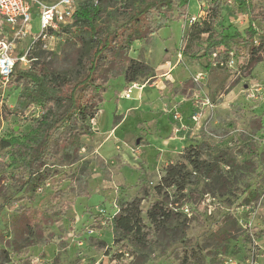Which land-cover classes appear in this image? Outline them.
I'll return each instance as SVG.
<instances>
[{
	"label": "rangeland",
	"instance_id": "374dc122",
	"mask_svg": "<svg viewBox=\"0 0 264 264\" xmlns=\"http://www.w3.org/2000/svg\"><path fill=\"white\" fill-rule=\"evenodd\" d=\"M245 4L232 1L224 4L216 29L243 33L252 19L247 5L264 6V0H245ZM206 9L205 3L192 0L182 18L171 21L150 41L137 42L131 51V56L147 62L153 73L169 52L173 64L179 65L178 71L190 67L191 82L186 91L176 88L184 95L183 102L165 110L167 102L164 105V97L158 90H144L138 96L140 90L134 89L128 98L129 84L122 86V80L115 78L101 108L102 134L82 137L85 146L77 154H66L62 149L66 145L55 150L52 142L37 176L38 172L33 175L27 169L29 158L20 150L22 139L17 133L19 129L29 130L33 114L22 115L17 110L20 87L16 83L11 82L4 95L0 90V102H4L0 116V251L9 252L8 264H129L131 258L127 255L121 262L115 259L117 247L112 238L111 216L119 199L135 196L142 186L158 183L166 166L160 169L161 174L155 171L169 158L162 152L169 150L163 143L171 136L170 119L177 127L172 134H178L186 142L181 149V142L169 141L171 150L175 147L181 150L171 159L173 163L183 162L184 150L197 142L228 148L237 162L236 170L232 169L237 172L234 183L225 196L210 192L204 180L194 187L197 190L189 201L195 206L196 215L188 223L186 244L201 247L204 254L216 255L219 264H264V147L256 140H264V99L256 92L258 84L264 88V58L253 69L245 70L241 67L245 59L241 44L234 48L232 63L222 69L212 64L213 57L195 63L185 57L182 46L190 28L189 20L193 16H201L203 20ZM177 12L174 10L173 16ZM259 24V21L253 23L257 28ZM32 26L31 35H38L41 32L38 16L33 17ZM31 39L30 36V44ZM48 44L34 47L39 63L53 70L75 65L77 44L64 38ZM20 53L18 48L16 54ZM150 78H142L137 84L148 87ZM115 90H118L117 100L137 97L143 102L123 124L119 123L121 117L114 116L115 100L111 98ZM186 102L193 104L192 112L184 107ZM196 114L197 122L193 119ZM114 125L117 127L109 137L103 133ZM7 142L11 147L4 148ZM226 169L229 171L231 167ZM124 193L128 194L123 196ZM206 195L218 200L212 217L207 215ZM150 200L143 202V209ZM24 211L29 221L37 225L35 235L27 234L26 221L20 224L18 220ZM226 220L232 230L220 240L215 233ZM37 232L46 245L30 246L38 242ZM174 251L175 247L158 249L147 264H174L177 262ZM0 264H3L1 258Z\"/></svg>",
	"mask_w": 264,
	"mask_h": 264
},
{
	"label": "trees",
	"instance_id": "16d2710c",
	"mask_svg": "<svg viewBox=\"0 0 264 264\" xmlns=\"http://www.w3.org/2000/svg\"><path fill=\"white\" fill-rule=\"evenodd\" d=\"M191 1L86 0L78 6L72 23L53 33L57 39L78 45L73 67L49 69L39 63L34 51L31 55L38 60L29 67H23L20 62L15 64L11 82L20 87L17 110L23 115L34 109L29 130L17 131L22 139L20 150L29 158L26 166L31 174H40L52 142L55 150L66 145L62 147L66 154H77L85 146L81 138L94 135L92 121L105 102L107 84L112 79L123 76L126 83L133 84L154 76L150 65L132 57L131 51L137 42L150 41L171 21L182 18ZM197 1L207 5V17L201 23H194L185 35L182 51L186 57L197 61L214 56L213 63L221 67L232 60L231 53L241 44L245 57L241 67L249 71L263 61V5H247L252 18L250 26L243 33H231L216 29L222 8L228 1L246 5L245 0ZM174 10L178 11L176 16ZM256 21L263 27L261 33L253 28ZM189 83L186 81L185 85ZM9 147L11 143H5L4 148ZM182 159L183 162L168 164L157 184L142 186L136 196L118 200L119 211L111 225L117 247L115 259L119 262L127 255L131 258L129 264H147L156 250L175 247L174 264H219L216 255L204 254L201 247L186 244L190 219L177 208L190 202L189 197L197 190L194 187L202 180L207 181L206 187L214 195L225 196L237 173L232 172L237 168L236 158L228 148L197 142L184 150ZM148 199H151L149 206L143 209L142 204ZM24 214L26 211L19 215L20 224L26 221L25 232L35 235L37 225ZM229 223L226 220L216 231L215 236L220 240L231 232ZM37 235L38 242L30 246L46 245L41 233ZM0 258L3 264L10 263L8 251H0Z\"/></svg>",
	"mask_w": 264,
	"mask_h": 264
},
{
	"label": "built area",
	"instance_id": "2783aa9c",
	"mask_svg": "<svg viewBox=\"0 0 264 264\" xmlns=\"http://www.w3.org/2000/svg\"><path fill=\"white\" fill-rule=\"evenodd\" d=\"M84 1L86 0H54L51 2L46 0H0V90L2 95L6 93L11 83L15 64L20 62L23 67H29L33 62L37 61L38 59L31 55L32 51H34V47L39 43L51 44L56 41L57 38L53 33L72 23L78 6ZM34 16L39 17L41 26V32L36 36L31 35ZM202 21L201 16H193L189 20L190 27L194 23H201ZM253 28L258 33H261L263 30L261 23L258 25V28L255 27V25H253ZM30 36L33 42L21 49L20 45ZM48 45H45V48H47ZM18 48L21 52L20 55L16 54ZM49 50L53 51V49ZM231 56L232 60L227 65L223 66V64H221V67L218 68L222 69L230 65L233 61V52ZM179 57L181 58L182 54H179ZM142 88L143 87L137 83L129 84L126 97L130 98L134 89ZM256 92H259L264 99V88L260 84H258ZM3 106L4 102L1 101L0 109H2ZM33 111L34 109H31L28 113L32 114ZM176 116L178 117L179 115ZM193 119L197 122L198 114L194 115ZM256 140L263 144L264 147L263 139L256 138ZM226 144L227 146L231 145L230 141H227ZM205 200L207 201V215L208 217H212L218 200L210 195H206ZM177 210L185 214L188 219H192L191 216L196 215L195 206L193 208L191 202H184ZM118 211L119 208L116 206L115 212L111 216L112 219ZM90 233L94 232L90 231Z\"/></svg>",
	"mask_w": 264,
	"mask_h": 264
},
{
	"label": "crops",
	"instance_id": "0c3cea01",
	"mask_svg": "<svg viewBox=\"0 0 264 264\" xmlns=\"http://www.w3.org/2000/svg\"><path fill=\"white\" fill-rule=\"evenodd\" d=\"M29 44L30 43H29V41L27 39L25 42H23L20 45V48L22 49L23 47H25L26 45H29ZM189 60L191 62L195 63L194 60H191V59H189ZM210 60L213 61V59H210ZM178 69H179V65L173 64L172 54L169 52L168 54L164 55V57L161 58L160 62L158 63V65L156 67V69L154 70V73H153L154 76L149 79L152 82L149 84L148 87H145L146 85H144L142 89H139L140 91L137 92L138 96H140L143 93L144 90L145 91L146 90H151V91L158 90L161 93V96L164 97L162 99V101H164V105L167 102V106L164 107L165 110H169L171 108V106H175L176 103L183 102L184 101V95L180 94L176 90V88H180L183 92L186 91V87L187 86L185 85V82L186 81H190L191 82V79H189L190 78L191 68L187 66L185 68V70L182 69V71H178ZM194 71H195V69H194ZM203 72L207 73V71H203ZM119 79L122 80V86H124V84H126V81H125L124 77L121 76V77H119ZM114 81H116V80L115 79L114 80L112 79L108 83L109 85H108L107 92L105 94V102L100 107V111H99L98 115L96 116V118L94 119V123L92 125V128H93V131H94V134L95 135L102 134L101 131H100L101 129L99 128L100 127V124H101L100 123V117H101V114L103 112V109H101V108L107 102V98L106 97H108V92H110V87L113 84L112 82H114ZM145 88H147V89H145ZM117 93H118V90H115L114 93H112V96L114 95V98L113 97L111 98V100H115V108L113 107V109H115L114 110L115 111L114 112V116L121 117V120L119 118V123L120 124H123L126 121L127 116L132 111H134L135 109H137L138 107H141L143 105V102H142V98L140 100V98H137V97L135 99L132 98V99H128V100L126 99V100H122V101L121 100H117V98L119 97L118 95L116 97V94ZM185 106H187V109L189 111L190 110H191V112L193 111V104L192 103L186 102L185 105H184V107ZM164 114H167L168 117H171V115H169L168 113H164ZM170 120H171V122L169 121L170 122L169 127L171 129H169V127H168V131H171V133H170L171 136H170L169 140H167V141H165L163 143L165 146H167L169 148V150H166L165 152L162 150L163 151L162 153H164V154L166 153L167 155H169V158L167 160H165L164 162L161 163V165L158 167V169H156L155 174L156 173L161 174L160 173V169L163 168V166H167L168 164L173 163V161H171V159L175 158L177 155H179L181 153V150L177 149V147H175L174 150H171V147H172L171 142L172 141L181 142L183 144L182 147H181V149L182 148H185V146H186L185 145L186 142L185 141H181L183 138H180L179 139L178 134H172V132L174 131V128L176 126L173 124V119H170ZM146 125L149 126V123H147ZM116 127L117 126L114 125L113 127L110 128L111 130L106 131V132H103V133L108 134V137H109L114 132V130L116 129ZM175 129H177V127ZM172 135H174V136H172ZM84 137H88V136H83V138ZM83 138H81V139L83 140ZM141 141L143 142V139ZM141 141L140 142L138 141V144H140ZM169 141H171V142H169ZM101 146L102 145H100L99 148ZM94 153L96 155L98 154V148L94 150ZM161 175H163V172H162ZM161 175H159V178L162 177ZM126 192H129V191H126ZM119 194H121V192H119ZM126 194H128V193H124L123 196H125ZM116 200H117V197H116L115 201ZM112 238H113V233H112Z\"/></svg>",
	"mask_w": 264,
	"mask_h": 264
},
{
	"label": "water",
	"instance_id": "95a60500",
	"mask_svg": "<svg viewBox=\"0 0 264 264\" xmlns=\"http://www.w3.org/2000/svg\"><path fill=\"white\" fill-rule=\"evenodd\" d=\"M18 130V129H17Z\"/></svg>",
	"mask_w": 264,
	"mask_h": 264
}]
</instances>
